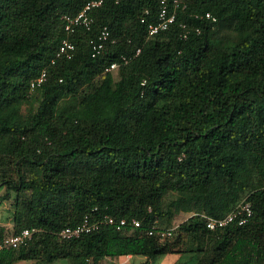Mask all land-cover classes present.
I'll list each match as a JSON object with an SVG mask.
<instances>
[{"label":"trees","instance_id":"16d2710c","mask_svg":"<svg viewBox=\"0 0 264 264\" xmlns=\"http://www.w3.org/2000/svg\"><path fill=\"white\" fill-rule=\"evenodd\" d=\"M87 1L0 0V188L12 211L0 241L39 228L0 264L187 251L197 264H264V0H166L177 18L154 35L162 0H104L91 29L69 33L64 15ZM104 26L115 42L93 56ZM66 37L76 49L56 57ZM242 201L246 223L207 226ZM201 202L211 216L175 223ZM107 215L141 226L60 235Z\"/></svg>","mask_w":264,"mask_h":264},{"label":"built area","instance_id":"2783aa9c","mask_svg":"<svg viewBox=\"0 0 264 264\" xmlns=\"http://www.w3.org/2000/svg\"><path fill=\"white\" fill-rule=\"evenodd\" d=\"M104 0H88L84 7L76 14H65L64 22L65 29L71 33L80 26H84L87 29H91L94 22L93 11L103 4ZM176 4L179 3V0H174ZM207 18L216 20L210 12L206 13ZM177 12L176 9L170 10L166 0H162V5L158 14V20L155 23H150L148 26V31L150 35H154L161 30L168 29L170 25L176 20ZM186 37L187 34L185 33ZM115 42V39L111 37V31L107 26H104L96 38L91 39L90 43L92 46L93 56H97L103 52L107 44ZM76 49V44L69 38H64L59 46L56 57H71L74 50ZM140 52V49H137L136 54ZM130 57L126 55H121V60L123 62H128ZM54 62V60H53ZM120 65L119 61L112 62L109 66L106 67L107 71H114ZM48 71L43 69L41 73L31 81V89L40 87L47 80ZM253 209L251 203L248 201H242L234 209L228 212L222 217H209L207 221V226L211 229L218 227H223L231 222H237L238 224H244L252 216ZM104 222L112 223L117 226L118 229H121L127 225H130L132 229L138 228L141 226V221L137 218H132L130 221L123 218L120 221H116L111 216H105L103 218H91L86 216L81 222L73 226H67L60 231V235L65 238H75L79 237L85 233L92 232L94 230L100 229ZM39 228H25L21 232L10 236L3 241H0V250L3 248L16 247L22 243H26L29 239L32 238L33 234L37 232ZM150 234L153 233V230L149 231ZM172 230L162 231V235H171Z\"/></svg>","mask_w":264,"mask_h":264},{"label":"rangeland","instance_id":"374dc122","mask_svg":"<svg viewBox=\"0 0 264 264\" xmlns=\"http://www.w3.org/2000/svg\"><path fill=\"white\" fill-rule=\"evenodd\" d=\"M115 78L119 77L118 70H114ZM5 188H0V223H8L10 224L12 219V211L10 209V200L11 198L5 196ZM172 197L168 196L170 200ZM204 203L201 202L197 204L193 209L189 210L186 213H180L175 217V223L183 221L189 214L195 213H204L207 216H211L212 214L207 213L204 210ZM200 258V253L197 251H187V252H178V253H164L156 256L151 264H197ZM124 256H113V258H101L99 264H117L115 260H124ZM145 259L143 255H135L134 259L128 264H136L140 263ZM72 261L69 259H59L55 261L53 264H72ZM88 262V264H91ZM31 260H21L17 261L14 264H31Z\"/></svg>","mask_w":264,"mask_h":264},{"label":"crops","instance_id":"0c3cea01","mask_svg":"<svg viewBox=\"0 0 264 264\" xmlns=\"http://www.w3.org/2000/svg\"><path fill=\"white\" fill-rule=\"evenodd\" d=\"M124 257H125V259L122 260V261L115 260L117 262V264H128V263H130L134 259L135 255H126ZM104 258H113V257H104Z\"/></svg>","mask_w":264,"mask_h":264}]
</instances>
